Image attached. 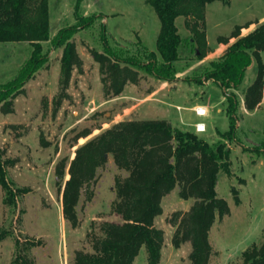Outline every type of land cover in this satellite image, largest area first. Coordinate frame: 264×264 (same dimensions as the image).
<instances>
[{"label":"rangeland","instance_id":"obj_1","mask_svg":"<svg viewBox=\"0 0 264 264\" xmlns=\"http://www.w3.org/2000/svg\"><path fill=\"white\" fill-rule=\"evenodd\" d=\"M47 3L51 40L63 29L76 27L67 41L75 44L82 65L72 70L63 88L60 61L64 45L51 40L43 43L45 63L13 99L12 113H0L1 157L13 161L6 168V178L13 192L27 191L5 204L0 188V264H22L21 257L33 264H73L75 251H90V239L99 235L101 223L121 222L110 207L114 179L125 173L116 169L111 157L82 192L75 228L61 215L64 180L56 169L63 165L66 174L75 149L103 129L119 121L142 119L166 120L173 128L192 132L194 124L202 121L205 131L198 135L211 145L220 141L228 148L230 165L227 172L218 173L215 189L227 202L229 214L216 219L209 231L208 264H239L243 251L264 236V102L250 112L241 104L243 91L257 75L253 61L241 82L228 88L204 76L225 48L218 37H229L236 27L249 25L240 30L242 35L264 22V0L206 4L204 57L197 56L195 43L185 42L172 80L163 81L143 68L136 83L126 84L120 95L109 100L104 98L98 65L88 48L103 52L107 45L117 54L146 62L145 52L155 51L160 28L153 8L144 0H82L78 13L86 18L78 21L74 14L77 0ZM86 20L94 23L80 26ZM175 24L180 36L189 39L184 18H176ZM30 53L26 42H0V85L14 79ZM261 59L264 66L263 53ZM197 105L207 106L204 118L190 109ZM83 131L90 134L78 138ZM231 189L236 191L237 202ZM192 202L178 197V186L161 199V214L154 219V226L163 231L158 264H189L190 245L173 248V227L167 219L175 211H187ZM132 264H147L144 247Z\"/></svg>","mask_w":264,"mask_h":264},{"label":"trees","instance_id":"obj_2","mask_svg":"<svg viewBox=\"0 0 264 264\" xmlns=\"http://www.w3.org/2000/svg\"><path fill=\"white\" fill-rule=\"evenodd\" d=\"M81 1L77 0L74 9L78 21L86 18L78 13ZM213 1L217 0H144L153 8L160 25L155 51L145 52L146 62L117 54L107 45L103 52L88 48L98 65L104 98L117 97L126 84L136 83L140 78L139 70L143 68L163 81L172 80L175 63L180 59V48L185 42L195 43L197 56L204 57V9ZM178 17L184 18L190 31L189 39L178 33L175 24ZM92 23L86 20L80 26ZM248 26L236 27L229 37L217 38L224 45L231 39L234 41L218 61L210 63V70L204 77L228 88L239 84L246 68L255 62L256 78L243 91V107L250 112L264 102L261 59L264 54V22L241 35L240 30ZM75 29H63L51 40L47 0H0V42H26L31 47L29 58L14 79L0 85V113H12L13 99L23 93V85L45 63L42 45L47 41L64 45L60 61L62 87L67 85L72 70L81 69L82 65L75 44L67 41ZM89 134L83 131L78 138ZM261 145L264 148V141ZM229 154L228 148L220 141L211 145L195 132L173 128L168 121L158 119L119 121L78 146L68 162L66 174L63 165L56 169L59 179L64 180L60 194L61 215L71 228L79 224L77 205L82 192L94 183L97 169L106 163L108 157L125 175L114 179L115 197L110 207L121 222L101 223L99 235L90 239V251H75L73 264H132L142 247L147 254V264H158L163 231L154 226V219L161 214V199L175 186H178L181 200L191 199L193 202L187 211H175L167 219L173 227L171 245L177 249L189 243V264H208L212 250L209 231L216 219L229 214L227 202L218 197L215 189L218 173L228 171ZM12 164L13 161L3 160L0 153V188L6 196L5 204L12 203L16 195L27 192L22 189L12 191L6 178V168ZM231 192L237 202L236 191L231 189ZM21 258L22 264H33ZM239 264H264V236L259 243L243 251Z\"/></svg>","mask_w":264,"mask_h":264},{"label":"built area","instance_id":"obj_3","mask_svg":"<svg viewBox=\"0 0 264 264\" xmlns=\"http://www.w3.org/2000/svg\"><path fill=\"white\" fill-rule=\"evenodd\" d=\"M192 111L197 117H205L207 113L206 106H195ZM194 130L196 133H202L205 131V124L203 122H197L194 124Z\"/></svg>","mask_w":264,"mask_h":264},{"label":"crops","instance_id":"obj_4","mask_svg":"<svg viewBox=\"0 0 264 264\" xmlns=\"http://www.w3.org/2000/svg\"><path fill=\"white\" fill-rule=\"evenodd\" d=\"M249 32V31H248ZM246 34V33H245ZM242 35H244V34H242ZM234 41V39H231L230 41H229V43L227 44V45H225V48H224V50L226 49V47L229 45V44H231L232 42ZM222 45H224V44H222ZM223 50V51H224ZM208 83V82H207ZM241 104H242V106H243V99H242V102H241ZM262 104V103H261ZM260 104V105H261ZM197 106H202V105H197ZM206 106V105H205ZM195 107V106H194ZM193 108V107H192ZM192 108H190L191 110H192ZM206 108H207V106H206ZM259 108V107H258ZM257 108V109H258ZM243 109H244V107H243ZM245 110V109H244ZM246 111V110H245ZM247 112V111H246ZM196 116V115H195ZM204 118V117H203ZM199 122H202V121H199ZM197 123V122H196ZM204 123V122H203ZM205 124V123H204ZM197 134H199V133H197Z\"/></svg>","mask_w":264,"mask_h":264}]
</instances>
